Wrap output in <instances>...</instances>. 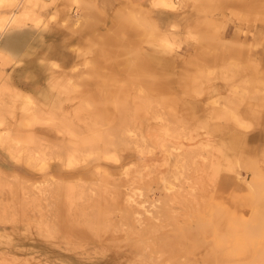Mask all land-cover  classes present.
<instances>
[{
	"label": "rangeland",
	"instance_id": "rangeland-1",
	"mask_svg": "<svg viewBox=\"0 0 264 264\" xmlns=\"http://www.w3.org/2000/svg\"><path fill=\"white\" fill-rule=\"evenodd\" d=\"M152 1L0 0V264H264V0Z\"/></svg>",
	"mask_w": 264,
	"mask_h": 264
},
{
	"label": "crops",
	"instance_id": "crops-1",
	"mask_svg": "<svg viewBox=\"0 0 264 264\" xmlns=\"http://www.w3.org/2000/svg\"><path fill=\"white\" fill-rule=\"evenodd\" d=\"M140 1H142V0H140ZM152 3H154V0L152 1ZM157 3H155V4H157ZM140 4L141 3H138L137 2L136 5L134 4V8H131L130 11L127 12V14H123V13L121 14L122 22L125 25H128L129 26V30L130 31H132V32L134 31L135 33H138L139 38L138 39H135L132 43L127 42V40L126 41L125 40L124 41H120L119 40L117 42L122 43L127 49H129L131 51L130 52L131 57H137V58H139L140 61L143 64L144 68H147V66L148 67H151V66H149L147 64V62L144 60L145 57L143 56L144 55L143 54V49L141 48V45H140L141 42L144 40V38L142 37L143 34H141V30H140L141 22H142L143 19L141 17L139 18L138 15H136V18L135 19L132 16H130L131 18L129 17V14H131L132 11H133L132 14L134 12H136V9H138L137 6H140ZM199 4L202 5V3H199ZM156 13H157V15H159L161 17H166L167 15H169L172 12L165 11V10H156ZM4 14H6V13H4ZM4 14L1 13V15H4ZM18 27H20V26H18ZM14 28H16V27H14ZM153 29H155V26L153 27ZM149 31H151V30H149ZM225 31H229V28H225V29L222 30V32H225ZM138 35H136V36H138ZM29 36H30V33L26 32V30H24V29L23 30H21V29H13L12 31L5 33L4 38L0 42V46H2L3 48L9 47V48H12V49L13 48L18 49V48H20L21 46L24 45V42L26 40L28 41ZM149 36L150 37H155V32H150L149 33ZM147 49H149V48H147ZM102 52H103V50L100 53H102ZM0 54L2 55L1 52H0ZM104 54H105V56H108L107 55L108 52H104ZM182 65H183V63H182ZM171 71L172 70H165V71H163L162 76H161L162 79L163 80H167L169 82L171 80V78L174 77V74H171L172 73Z\"/></svg>",
	"mask_w": 264,
	"mask_h": 264
},
{
	"label": "bare ground",
	"instance_id": "bare-ground-1",
	"mask_svg": "<svg viewBox=\"0 0 264 264\" xmlns=\"http://www.w3.org/2000/svg\"><path fill=\"white\" fill-rule=\"evenodd\" d=\"M167 0H163L162 2H160L161 4L163 3V2H166ZM235 1V0H234ZM232 2V1H231ZM164 4V3H163ZM172 6H174V4L172 5ZM202 7V6H201ZM264 7V6H263ZM136 14V13H135ZM15 15V14H14ZM136 17V16H135ZM135 17H134V19H135ZM12 18H14L15 19V17L13 16ZM14 21V20H13ZM145 24V23H144ZM6 39V38H5ZM105 39V38H104ZM8 40V39H7ZM2 47V46H1ZM102 61V60H101ZM234 66V65H233ZM235 67H236V65H235ZM226 69V68H225ZM238 70H240V67H237V69L236 68H234V67H231V66H229V68H228V71H231V72H233V73H236V71H238ZM213 73V72H212ZM212 73L211 72H209L208 74H209V76L210 75H212ZM224 73V72H223ZM207 74V75H208ZM71 78V77H70ZM220 78V77H219ZM223 78L224 77H222V80H223ZM226 78H228V77H226ZM232 78H233V76H232ZM225 79V78H224ZM221 80V79H220ZM226 80H228V79H226ZM62 81H65V80H62ZM229 81V80H228ZM238 81V80H237ZM163 82V81H162ZM155 83H157V82H155ZM234 84V83H233ZM229 85H231V84H229ZM53 86V85H52ZM142 87V86H141ZM140 88V87H139ZM7 90V89H6ZM141 90V91H140ZM138 92H139V94H141L140 92H142V88L140 89ZM5 91V90H4ZM142 94H146V93H144V92H142ZM142 94L139 96L138 94H137V96H138V98L139 97H142ZM147 95V94H146ZM148 96V95H147ZM18 99V98H17ZM30 100V99H29ZM26 101L28 102V100L26 99ZM32 103H33V101L32 100H30ZM30 102H28V104H29ZM32 106H33V104H31ZM34 105H36V104H34ZM38 107V106H37ZM35 112V111H34ZM32 113H33V111H32ZM19 123V122H18ZM26 123V122H25ZM27 124V123H26ZM46 126V125H45ZM33 129H35V127L33 128ZM46 131V130H45ZM15 144V143H14ZM32 148V147H31ZM35 149V148H34ZM33 149V150H34ZM37 149H40V148H37ZM51 149V148H50ZM44 150H46V149H44ZM29 151H30V149H29ZM35 151H38V150H35ZM31 152V153H30ZM29 152V154H28V156H27V159L28 160H30V162L32 163L31 165H30V168H33V170H34V168H35V171L36 170H42L43 169V166H41V167H37V165H36V159H37V157H36V154L35 153H33V151L31 150ZM39 152V151H38ZM46 152V155H47V152H49V148L47 149V151H45ZM28 153V152H27ZM39 153H42V151L40 150V152ZM51 153H52V150H51ZM12 154V153H11ZM20 155V154H19ZM40 155V154H39ZM43 155H44V153H43ZM52 155V154H51ZM50 155V156H51ZM23 156V155H22ZM11 158H13V159H15V158H17V161L18 162H21V160H22V158H21V156L20 157H14V156H10ZM38 157H40V156H38ZM44 157V156H43ZM18 158H20V159H18ZM49 158V157H48ZM38 159H40V158H38ZM43 159V158H42ZM46 159V158H45ZM44 159V160H45ZM41 161V160H40ZM38 162V161H37ZM42 164V163H41ZM50 167V166H49ZM46 168V167H45ZM25 170V169H24ZM14 174H15V176H18V174H16L15 172H14ZM13 177V176H12ZM25 179V178H24ZM50 179H52V178H50ZM54 179V178H53ZM26 180V179H25ZM49 179H47V181H48ZM16 181V180H15ZM29 181V180H28ZM46 181V182H47ZM51 181H53V180H50V182ZM33 182V181H32ZM36 182L38 183V185H39V183L40 182H38L37 180H36ZM21 183V182H20ZM19 183V184H20ZM31 184V183H30ZM32 185V184H31ZM36 185V184H35ZM34 185V186H35ZM33 186V187H34ZM37 186V185H36ZM23 187V186H22ZM33 187L31 188V186H30V188L31 189H33ZM29 188V189H30ZM35 188V187H34ZM27 190H28V188H27ZM35 190H39V187H38V189L36 188ZM28 191H30V190H28ZM31 192V191H30ZM33 192H35V191H33ZM152 233V232H151Z\"/></svg>",
	"mask_w": 264,
	"mask_h": 264
}]
</instances>
